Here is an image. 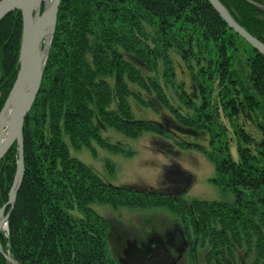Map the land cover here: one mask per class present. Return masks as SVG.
Here are the masks:
<instances>
[{
	"label": "trees",
	"instance_id": "16d2710c",
	"mask_svg": "<svg viewBox=\"0 0 264 264\" xmlns=\"http://www.w3.org/2000/svg\"><path fill=\"white\" fill-rule=\"evenodd\" d=\"M251 1L264 6V0ZM220 2L238 24L264 42L262 11L249 0ZM59 5L42 84L23 123L24 175L13 208L9 211L7 205L3 212L9 215L6 235L0 231V264H11L4 254L19 264H114L105 241L109 220L93 210L94 203L114 210L166 207L181 220L192 264L196 248L205 245L209 263L227 264L224 257L232 255V248L244 246L248 256L255 252L253 264H264V55L232 30L209 0H61ZM145 23L154 28L152 38ZM21 25L19 10L0 20V111L17 75ZM239 41L247 56L245 76L236 66ZM174 46L199 93L196 105L183 84L177 85L178 98L193 109V116L175 108L164 87L123 55L133 53L151 69L160 59L164 75L173 78L167 51ZM201 58L206 65L199 64ZM132 84L153 94L182 126L207 131L210 152L198 148L214 164L215 174L207 180L232 193V201L114 185L71 155L66 139L75 150L86 147L93 155L94 141L111 154L133 156L120 141L110 142L101 134L104 124L131 139L145 133L169 136L158 123L136 118L129 98L155 109L140 92L132 91ZM246 109L258 110L262 117L257 123L260 139L236 121ZM221 113L234 128L236 160ZM17 157L13 143L0 161V208L7 202ZM113 164L104 159L112 174Z\"/></svg>",
	"mask_w": 264,
	"mask_h": 264
},
{
	"label": "rangeland",
	"instance_id": "374dc122",
	"mask_svg": "<svg viewBox=\"0 0 264 264\" xmlns=\"http://www.w3.org/2000/svg\"><path fill=\"white\" fill-rule=\"evenodd\" d=\"M249 1L256 4L257 6H263L261 3L259 4L251 0ZM41 4H43V2ZM145 29L146 33L149 34L150 38H152L154 35V28L148 23H145ZM242 47L243 43L239 41V56L238 60L236 61V66L240 69V73L245 76V74H248L246 62L247 56L242 51ZM167 52L171 57V62L173 65L175 76L173 78L164 75L165 66L160 59L157 62V67L151 69L146 66V64L141 63L139 58L133 53H125L123 55L140 69L142 75L146 77H152L153 79L155 78L161 84V86L164 87L167 98H169L170 103L175 108L180 109L181 112L186 116H193V109L189 107L186 108V106H184V104L181 102L180 98H178L179 88L177 87V85L183 84L185 91L188 92L190 97H192L195 104L199 105L200 97L196 86L193 84L192 75L190 74L187 65H185L182 61L175 46L170 48ZM191 64H193L194 69H197L199 66L198 64H195L194 58L191 59ZM199 64L206 65L205 60L201 58ZM108 81L110 84L113 83L112 78H108ZM244 81L248 88L252 91L251 84L248 83V80L244 78ZM130 88L132 91L134 90L140 92L143 99L150 100L155 109L153 110L146 107L143 108L136 100L129 98L132 105V111L135 113L136 118L158 123L169 132V136L164 137L158 134L155 135L153 133H145L139 138L131 139L125 135L123 136L115 129H112L104 124L102 125L101 134L110 142L120 141L122 144H124L125 148L134 151L133 156H124L119 153L111 154L106 148H102L94 141L92 144L96 149V155H93L86 147H82L80 150H75L69 145V142L66 139L65 141L69 146L71 155L77 157L80 161L82 160L86 165L91 167L92 170L94 169V171H96L100 177L114 185H119L122 183L125 184V188L128 187L132 190L153 192L156 194L173 193L172 187L177 186L180 191L179 194L183 195L187 199L196 197L199 199H226L228 201H232V193L222 192L215 184L209 183L207 180L209 177L215 174L214 164L207 159V156L203 151L198 150V148L202 147L210 152V147L208 144L209 136L207 131L203 129L196 130L194 128H186L182 126L179 122L174 120L169 109L162 106L153 94H147L134 84L130 85ZM219 118L224 127L227 129V136L230 139L229 150L231 151L232 158L236 160L238 158V153L236 150L237 139L234 134V128L231 127L230 121L224 116L223 113L220 114ZM261 120L262 117L260 116L258 110H253V112H251L246 109L238 115L236 121L238 125H241V127L245 128V130L250 133L252 137L260 139L261 132L259 127H257V123ZM179 142L185 145H191L192 147H190V149H183L177 145ZM14 143H16L18 148L17 142L15 141ZM106 158L111 159L115 163L113 164L115 166L114 174L105 168L104 159ZM176 169L179 172L182 171L184 174H175ZM185 175L189 176L190 178L187 180ZM181 177L183 180L175 182L173 185H171V182L179 180ZM134 187L139 188L136 189ZM145 189L152 190L147 191ZM91 207L93 210H96L99 214L103 215L105 218H107V220H109V227L106 229L105 241L107 242L108 253L110 254L111 259H113L114 264H118L115 260L117 259L115 256L118 255L121 245H126V240L130 239V241L133 243L135 241H132V239H140V237L147 236L150 237L154 233L160 235L161 233L168 231L170 226L168 224L172 221L175 222V219L179 220L177 221L179 225H181L180 228L182 229L180 218L176 217L174 214H170L167 208L162 206L140 209L130 208L127 206L119 207L118 209L114 210L108 204L104 205L100 203H94L91 205ZM142 211H144V213ZM73 212L78 214V212L75 210H73ZM6 224L4 223L5 228L1 230L4 233L7 230ZM174 228L175 230L172 227L170 229L171 232L176 235V237H174L175 242L179 240L176 246L179 247V245H181L183 241H187V239H185L184 232L181 235L175 226ZM133 246L136 248L133 250L134 252H137L136 255L138 257L148 256L151 255V253H155L154 251H151L152 249L139 251V249L135 246V243H133ZM205 247L206 248H196L198 251L195 264H204L203 257L207 246L205 245ZM158 249L156 250L158 251ZM244 251V246L238 247V249L235 250V263L238 259H240L239 257L238 259L236 258L238 256L236 253L241 252L242 256ZM176 261L177 264H188L186 255L179 256ZM149 263L150 262H144V264Z\"/></svg>",
	"mask_w": 264,
	"mask_h": 264
},
{
	"label": "water",
	"instance_id": "95a60500",
	"mask_svg": "<svg viewBox=\"0 0 264 264\" xmlns=\"http://www.w3.org/2000/svg\"><path fill=\"white\" fill-rule=\"evenodd\" d=\"M42 1L0 0V20L5 15L16 10L20 11L22 17L17 75L4 101V106L0 111V161L15 141L19 148L13 184L8 191L9 194L6 204L0 208V224L2 222L6 224L8 213L15 204L17 190L22 183L24 175L23 123L33 106V102L42 84L43 70L53 40L52 37L57 21L56 15L61 0H51L48 5L44 2L42 5L43 9L40 12ZM209 2L232 30L264 55L263 41L258 40L238 24L220 0H209ZM249 3L264 13L263 6H257L250 1ZM46 26L51 27L50 39L47 44L42 42V36ZM7 205H11V207L7 215H4L3 210ZM4 255L11 264H19L13 257L7 254Z\"/></svg>",
	"mask_w": 264,
	"mask_h": 264
},
{
	"label": "flooded vegetation",
	"instance_id": "af4514ba",
	"mask_svg": "<svg viewBox=\"0 0 264 264\" xmlns=\"http://www.w3.org/2000/svg\"><path fill=\"white\" fill-rule=\"evenodd\" d=\"M182 173V172H181ZM184 174V173H182ZM187 177V180L190 178L189 176L185 175ZM180 180H183L182 177L179 180H176L175 182H179ZM176 190L179 191L178 187L176 186ZM179 192H173L171 194H173L174 196H183L180 195ZM184 197V196H183ZM184 232V231H183ZM185 236V234H184ZM185 239H187L185 237ZM133 243H135V246L139 249V251H143L145 249H152L151 251H154L155 253H151V255L148 256H140L138 257L136 255V251L134 252V250L136 248H134V246H128V240H126V245H121L118 255L115 256L117 259L116 262L118 264H131L132 261H134L135 263H141L144 264V262H150L149 264H177V258L179 256H185L186 255V260L188 261V264H192L191 260H189V245H190V240L187 239V241H183L181 245H179V247L177 246V242L179 240H177V242H175V239L170 235V232H165V233H161L160 235L158 234H152L150 237H140V239H133ZM124 242V241H123ZM132 243V244H133ZM254 249V246H251ZM159 248V249H158ZM198 248V247H197ZM199 248H206L205 246L203 247H199ZM134 249V250H133ZM158 249V251L156 250ZM231 251V248H228ZM232 255L231 256H226L224 257L225 259H227V264H253L255 263V261L257 260L255 257V252L252 251L251 254L248 256L247 255V249L245 247V251L243 252V255L241 256V252H237L236 254H238V256L236 257L238 259V257L240 259H238L235 261V257H234V252L236 249L238 248H232ZM207 251V249H205ZM197 249L194 251V264H195V259L197 258ZM205 251V253H206ZM251 256V258H250ZM220 258H222V255L219 256ZM136 260V261H135ZM204 260V264H215V263H209L206 260V255L204 254L203 257ZM152 261V262H151ZM262 259H260L259 262H261ZM234 262V263H233ZM222 264H225L224 262ZM261 264V263H260Z\"/></svg>",
	"mask_w": 264,
	"mask_h": 264
},
{
	"label": "crops",
	"instance_id": "0c3cea01",
	"mask_svg": "<svg viewBox=\"0 0 264 264\" xmlns=\"http://www.w3.org/2000/svg\"><path fill=\"white\" fill-rule=\"evenodd\" d=\"M170 181H174V180H170ZM109 182V181H108ZM135 182V181H134ZM175 183V181L174 182H171V185H173ZM117 185V184H116ZM119 186H122V187H124L125 186V184H122V183H120L119 184ZM134 188H136V187H134ZM137 188H139V187H137ZM136 188V189H137ZM142 189V188H141ZM144 189V188H143ZM172 191L173 192H178V190H176L177 188L176 187H172ZM145 190H152V189H145ZM143 213H144V211H142ZM137 213V212H136ZM136 213H134V214H136ZM178 219H175V222L174 221H172L171 223H169L168 225H170L169 226V229L172 227L174 230H175V228H174V226L177 228V230H178V232H179V234L181 233V235L183 234V228L181 229L180 227H181V225H179V223H178V221H177ZM178 225H179V227H178ZM169 229H168V231L167 232H170V235L174 238V237H176V235L173 233V232H171V229H170V231H169ZM165 233V232H164ZM132 241H133V239H132ZM132 246L133 244H132V242L130 241V239H128V246ZM136 261V260H135ZM131 264H138L137 262L135 263L134 261H132L131 262Z\"/></svg>",
	"mask_w": 264,
	"mask_h": 264
},
{
	"label": "bare ground",
	"instance_id": "6f19581e",
	"mask_svg": "<svg viewBox=\"0 0 264 264\" xmlns=\"http://www.w3.org/2000/svg\"><path fill=\"white\" fill-rule=\"evenodd\" d=\"M50 1L51 0H43L42 2L44 3L45 2V4L46 5H48L49 3H50ZM50 32H51V27L50 26H46V29L44 30V32H43V36H42V42L43 43H45V44H47L48 43V41H49V36H50ZM43 43H42V47H43ZM176 172H175V174H177V175H180L181 174V172L182 171H178L177 169L175 170ZM183 173V172H182ZM5 228V225H4V223L2 222L1 224H0V231L2 230V229H4Z\"/></svg>",
	"mask_w": 264,
	"mask_h": 264
}]
</instances>
